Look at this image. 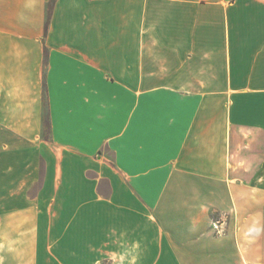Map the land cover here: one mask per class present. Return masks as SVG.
<instances>
[{"label":"crops","instance_id":"1","mask_svg":"<svg viewBox=\"0 0 264 264\" xmlns=\"http://www.w3.org/2000/svg\"><path fill=\"white\" fill-rule=\"evenodd\" d=\"M0 264H264V0H0Z\"/></svg>","mask_w":264,"mask_h":264},{"label":"built area","instance_id":"2","mask_svg":"<svg viewBox=\"0 0 264 264\" xmlns=\"http://www.w3.org/2000/svg\"><path fill=\"white\" fill-rule=\"evenodd\" d=\"M221 226H222V223L221 222H216L214 224V228L217 230L218 233H222Z\"/></svg>","mask_w":264,"mask_h":264}]
</instances>
